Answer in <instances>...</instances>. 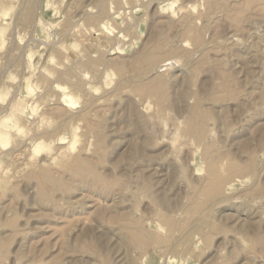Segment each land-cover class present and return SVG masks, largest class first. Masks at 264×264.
Listing matches in <instances>:
<instances>
[{"label": "rangeland", "instance_id": "374dc122", "mask_svg": "<svg viewBox=\"0 0 264 264\" xmlns=\"http://www.w3.org/2000/svg\"><path fill=\"white\" fill-rule=\"evenodd\" d=\"M11 117L0 264H264V0H0Z\"/></svg>", "mask_w": 264, "mask_h": 264}, {"label": "bare ground", "instance_id": "6f19581e", "mask_svg": "<svg viewBox=\"0 0 264 264\" xmlns=\"http://www.w3.org/2000/svg\"><path fill=\"white\" fill-rule=\"evenodd\" d=\"M59 16V15H58ZM162 35V34H161ZM163 36V35H162ZM162 36H160V37H162ZM156 65V64H155ZM158 79H160V78H158ZM163 79V78H162ZM162 79H160V83H161V80ZM25 83V82H24ZM163 83V82H162ZM161 83V84H162ZM161 84H158L157 86L158 87H160L161 86ZM164 84V83H163ZM162 84V85H163ZM156 86V87H157ZM155 87V88H156ZM157 90H158V88H157ZM161 90V89H160ZM33 89L29 86L28 88H26V90L24 89V92H26L27 94H32L33 93ZM167 91V90H166ZM165 90H164V86H163V90H162V94L164 93V92H166ZM159 93V92H158ZM157 93V94H158ZM160 93V94H161ZM167 93V92H166ZM159 95V94H158ZM166 94H164L163 96H165ZM67 96L68 95H66V97H65V99H67ZM161 96V95H160ZM166 96H168V95H166ZM165 96V97H166ZM164 97V98H165ZM157 98H160L159 96H157ZM161 98H162V96H161ZM167 98V97H166ZM163 99V98H162ZM163 101H164V99H163ZM67 102H69V104H70V106H71V108L72 109H75L76 108V106H77V104H76V102L73 100V98L72 97H70V95L68 96V99H67ZM162 103V102H161ZM165 103V102H164ZM169 103V102H168ZM167 106V105H166ZM66 107V106H65ZM68 107V106H67ZM165 108V107H164ZM27 110L26 112H25V115L26 114H28L29 115V117L30 116H33L34 114H36L37 113V111H38V109L36 110L35 109V107H32V105L31 106H26L25 108H23L22 110ZM65 109V108H64ZM56 111V110H55ZM60 111V110H59ZM64 111V110H63ZM65 114V113H64ZM82 114V113H81ZM61 115V114H60ZM15 116H17L18 118L17 119H19L22 115H21V113H18V114H14V116L13 117H15ZM19 123V121H17V120H14L12 117L11 118H8V119H6L3 123H2V126H1V128H2V131L0 130V145L1 146H3V147H6V146H8L9 145V143H10V141H11V136H10V133H11V131H13V130H15L16 128H17V124ZM199 125V124H198ZM179 128V127H178ZM191 129V128H190ZM190 129H189V131H190ZM193 129V128H192ZM197 129V128H196ZM195 129V130H196ZM187 130H188V127H187ZM193 130H191V132H192ZM203 131V130H202ZM210 133V132H209ZM77 138V137H76ZM77 141V140H76ZM174 141H176V140H174ZM205 142V141H204ZM76 143V142H75ZM172 143V142H171ZM176 143V142H175ZM75 145V144H74ZM173 145V147L171 148V149H173V151H175L177 148H176V144H172ZM171 147V146H170ZM216 186H217V184H216ZM158 210V209H157ZM171 221V220H170ZM175 225V224H174ZM173 225V226H174ZM142 235V234H141ZM257 237H259V236H257ZM255 239V238H254ZM259 239V238H258ZM257 241V240H256ZM255 242V241H254ZM260 244V243H259Z\"/></svg>", "mask_w": 264, "mask_h": 264}]
</instances>
